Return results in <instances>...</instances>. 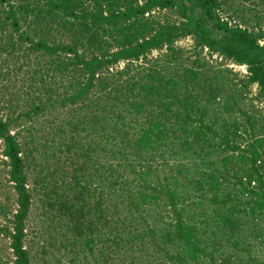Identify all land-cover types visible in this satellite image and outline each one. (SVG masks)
<instances>
[{"label": "trees", "instance_id": "1", "mask_svg": "<svg viewBox=\"0 0 264 264\" xmlns=\"http://www.w3.org/2000/svg\"><path fill=\"white\" fill-rule=\"evenodd\" d=\"M226 2L0 0V61L13 62L0 80L26 73L27 116H51L60 160L63 152L80 150L83 162L70 163L68 185L80 188L71 203L80 202L82 210L85 191L95 198L97 221L111 236L103 256L111 264L126 258L218 264L219 230L230 233L233 245L239 216H264V124L260 135L255 115L229 102L207 118L194 66L151 57L191 34L198 45L246 64L248 79L264 95V0H251L257 32L230 25L220 15ZM174 6L185 19L180 24L147 18L155 8ZM12 122L0 110L17 205L4 232L13 263L30 264L23 243L31 202L24 162L34 148L25 139L21 153Z\"/></svg>", "mask_w": 264, "mask_h": 264}, {"label": "rangeland", "instance_id": "2", "mask_svg": "<svg viewBox=\"0 0 264 264\" xmlns=\"http://www.w3.org/2000/svg\"><path fill=\"white\" fill-rule=\"evenodd\" d=\"M124 1L141 3L143 0ZM251 3V0H227L220 15L230 25L246 26L257 32ZM189 9L193 10L192 6ZM259 9L261 15H264L263 8ZM150 16L160 23L180 24L185 21L176 6L155 8L147 18ZM259 40L264 43V37ZM170 56L174 57V66H194L197 71L196 91L202 97L201 106L207 109V118L215 114V108L222 109L229 102L232 107L237 105L255 115L253 124L261 135L262 129L259 127L264 124V95L260 93L257 84L248 79L246 64H240L218 51L198 45L191 34L178 37L172 44L164 45L151 53L153 58L165 59ZM7 60L5 65V60L0 61V71L6 65L13 67L11 58ZM22 74H12L0 80V110L4 117L15 121L10 129L22 143L21 153L24 155L27 151V142L34 148L32 156L28 154L24 162L31 202L25 218L23 243L29 252L30 264H111L107 257L103 259L111 236L108 228L97 221L93 205L95 198L85 191L82 210L80 202L71 203L80 188L68 185L73 177L70 163L83 162L76 154L80 150L73 148L72 155L63 152L60 160V155L56 152L58 137L53 132L51 116H45L42 112L29 117L26 114L31 106V94L25 89L26 73ZM8 89L15 96L10 95ZM236 115L242 120L241 114ZM2 151L3 144L0 141V264H14L10 240L4 227L12 225V215L17 207L16 194L8 178V164ZM68 158L70 160L67 162ZM238 218L240 221L235 230L238 242L229 245L228 240L232 239L230 233L219 230L221 247L215 254L218 264H264V216H249L248 221L242 215ZM102 237L105 239L100 241ZM133 253L137 254L135 250ZM222 254L230 257L229 263L222 262ZM123 261L131 264L129 258ZM118 262L115 260L116 264Z\"/></svg>", "mask_w": 264, "mask_h": 264}]
</instances>
